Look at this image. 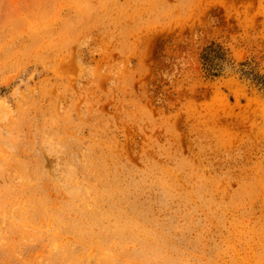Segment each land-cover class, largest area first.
Masks as SVG:
<instances>
[{"label": "rangeland", "instance_id": "374dc122", "mask_svg": "<svg viewBox=\"0 0 264 264\" xmlns=\"http://www.w3.org/2000/svg\"><path fill=\"white\" fill-rule=\"evenodd\" d=\"M259 77L264 0H0V264H264Z\"/></svg>", "mask_w": 264, "mask_h": 264}, {"label": "trees", "instance_id": "16d2710c", "mask_svg": "<svg viewBox=\"0 0 264 264\" xmlns=\"http://www.w3.org/2000/svg\"><path fill=\"white\" fill-rule=\"evenodd\" d=\"M202 60L209 74L213 77H219L226 62V55L219 46L213 44L204 50ZM256 80L264 86V77H259Z\"/></svg>", "mask_w": 264, "mask_h": 264}, {"label": "crops", "instance_id": "0c3cea01", "mask_svg": "<svg viewBox=\"0 0 264 264\" xmlns=\"http://www.w3.org/2000/svg\"><path fill=\"white\" fill-rule=\"evenodd\" d=\"M254 239H259V242L262 246H264V229L260 230L259 234L257 236L254 237ZM264 253V250H263Z\"/></svg>", "mask_w": 264, "mask_h": 264}]
</instances>
